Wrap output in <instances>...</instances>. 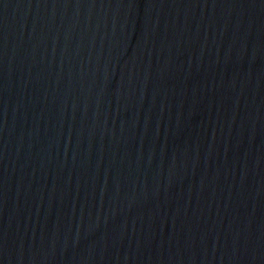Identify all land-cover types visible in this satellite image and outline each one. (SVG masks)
<instances>
[{"label": "water", "instance_id": "obj_1", "mask_svg": "<svg viewBox=\"0 0 264 264\" xmlns=\"http://www.w3.org/2000/svg\"><path fill=\"white\" fill-rule=\"evenodd\" d=\"M0 264H264V0H0Z\"/></svg>", "mask_w": 264, "mask_h": 264}]
</instances>
